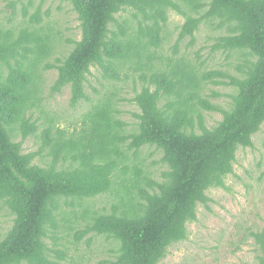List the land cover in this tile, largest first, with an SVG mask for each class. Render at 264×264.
Returning a JSON list of instances; mask_svg holds the SVG:
<instances>
[{
    "label": "trees",
    "instance_id": "obj_1",
    "mask_svg": "<svg viewBox=\"0 0 264 264\" xmlns=\"http://www.w3.org/2000/svg\"><path fill=\"white\" fill-rule=\"evenodd\" d=\"M60 1L80 41L46 23L47 0L11 1L0 19V211L13 217L0 264H67L58 242L101 237L108 264H160L264 128V0ZM203 28L210 52L195 62L181 51ZM67 90L81 110L62 127L44 103ZM207 113L222 120L209 126ZM106 195L111 213L96 208ZM250 237L264 264V230Z\"/></svg>",
    "mask_w": 264,
    "mask_h": 264
},
{
    "label": "rangeland",
    "instance_id": "obj_2",
    "mask_svg": "<svg viewBox=\"0 0 264 264\" xmlns=\"http://www.w3.org/2000/svg\"><path fill=\"white\" fill-rule=\"evenodd\" d=\"M11 1L19 0H0V19L11 14V10L7 8ZM44 8H51L52 11V16L46 20V23L55 20L59 23L66 38L81 40L80 23L68 3L60 0H47ZM171 19L177 24H182L183 21L176 14H172ZM208 35L203 28L199 34L197 33L196 45L191 46L186 54L183 46L182 55L189 56L195 62L198 56L205 59L210 52L205 48L209 44ZM166 46L169 47L170 44ZM64 47L68 49L72 46L64 44ZM213 58L222 64L220 54L211 55L209 62L214 60ZM55 78V72L48 73L47 86L53 85ZM215 89L223 94L216 101L226 106L230 99L224 95L231 92L232 88L221 86ZM69 99L70 93L67 90L62 95L48 98L44 103L48 112H56L62 116L64 119L62 127L67 122L74 121L73 119L79 115L81 110L70 108ZM88 106L89 104H83L82 107L85 109ZM122 106L123 110L128 112L124 118L129 123L133 122L135 118L131 115L137 111L136 107L128 103ZM206 117L209 126L222 120V115L219 113H207ZM263 139L264 128L253 138L254 148L239 151L235 175L227 180L228 190L212 189L207 193L210 198L208 208L198 207V221L189 224L188 240L170 248L167 258L160 264H256L258 249L250 235L264 230V177L261 178L264 173V151L261 146ZM35 149L34 139H29L24 150L28 153ZM111 207L112 203L108 195L96 201L97 210L105 209L106 213H111ZM12 226L13 217L6 208H3L0 211V239L8 233ZM87 239H84L77 247L70 244L73 239H70L69 243L66 240L58 242V250L66 253L67 264H108V261L113 260L114 255L110 252L113 248L112 241H106L101 237L88 243Z\"/></svg>",
    "mask_w": 264,
    "mask_h": 264
},
{
    "label": "clouds",
    "instance_id": "obj_3",
    "mask_svg": "<svg viewBox=\"0 0 264 264\" xmlns=\"http://www.w3.org/2000/svg\"><path fill=\"white\" fill-rule=\"evenodd\" d=\"M230 73H232V75H233V76H235V72H234V70H233V71H231Z\"/></svg>",
    "mask_w": 264,
    "mask_h": 264
}]
</instances>
